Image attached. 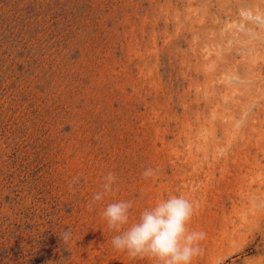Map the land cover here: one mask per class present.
<instances>
[{
	"label": "rangeland",
	"instance_id": "374dc122",
	"mask_svg": "<svg viewBox=\"0 0 264 264\" xmlns=\"http://www.w3.org/2000/svg\"><path fill=\"white\" fill-rule=\"evenodd\" d=\"M263 32L264 0H0V264H151L89 208L109 171L196 203L194 264H264Z\"/></svg>",
	"mask_w": 264,
	"mask_h": 264
},
{
	"label": "clouds",
	"instance_id": "9594fccd",
	"mask_svg": "<svg viewBox=\"0 0 264 264\" xmlns=\"http://www.w3.org/2000/svg\"><path fill=\"white\" fill-rule=\"evenodd\" d=\"M141 175L148 180L156 175V170L145 168ZM118 189L119 178L109 171L89 200V208H101V217L113 233L114 251L131 260H147L151 264H194L203 254L207 234L190 226L197 211L192 199L172 194L134 214L132 199H111ZM70 237V231L62 233L65 241Z\"/></svg>",
	"mask_w": 264,
	"mask_h": 264
},
{
	"label": "bare ground",
	"instance_id": "6f19581e",
	"mask_svg": "<svg viewBox=\"0 0 264 264\" xmlns=\"http://www.w3.org/2000/svg\"><path fill=\"white\" fill-rule=\"evenodd\" d=\"M256 18V17H255ZM211 33V32H210ZM264 33V32H263ZM213 34V33H212ZM258 54V53H257ZM256 55V54H255ZM261 58V57H260ZM263 58V57H262ZM259 59V58H258ZM255 61H257V59H256V56H255ZM261 61V60H260ZM254 62V61H253ZM263 262V261H262Z\"/></svg>",
	"mask_w": 264,
	"mask_h": 264
}]
</instances>
